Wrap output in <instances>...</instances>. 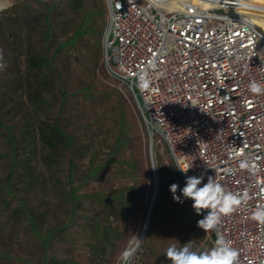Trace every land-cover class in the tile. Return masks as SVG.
Wrapping results in <instances>:
<instances>
[{"label": "built area", "instance_id": "1", "mask_svg": "<svg viewBox=\"0 0 264 264\" xmlns=\"http://www.w3.org/2000/svg\"><path fill=\"white\" fill-rule=\"evenodd\" d=\"M251 1L104 0L106 61L152 143L162 141L177 166L193 164L179 170L184 184L211 176L239 198L212 230L238 251L237 264H264V224L254 219L264 207V93L249 90L264 87V29ZM141 72L152 81L145 91Z\"/></svg>", "mask_w": 264, "mask_h": 264}, {"label": "rangeland", "instance_id": "2", "mask_svg": "<svg viewBox=\"0 0 264 264\" xmlns=\"http://www.w3.org/2000/svg\"><path fill=\"white\" fill-rule=\"evenodd\" d=\"M0 1V19L4 18L5 14L17 15L12 9L18 3H37L35 0ZM45 2L54 11L51 15V37L46 43L37 34L33 37L32 44L37 50L43 46L47 47L48 54L53 56L54 63L61 73L62 83L55 84L49 96L52 106L42 118L51 120L59 110L63 89L67 96L65 109L61 113V123L66 131L74 136L77 144L74 153V178L75 186H80L78 193H103L112 199V194L117 190L133 185L134 179L138 181L135 202L129 216L126 218L118 213L113 215L109 222L112 228L117 229V233L112 236V242L105 251L97 249L98 240L94 235L92 221L93 217L102 215L104 206L97 200L83 197L75 222L58 231L52 238L50 254L57 259V262L52 264H72L68 262L70 259L80 264H123L121 254L133 246L137 238L141 243L131 257L130 264H171L164 254L167 248L172 245L181 248L189 241L196 251H210L215 246L212 231L205 232L198 227L197 222L203 219L204 215H197L192 207V200L181 195L180 189L185 184L180 173L176 171L175 162L166 145L159 140L152 143L134 97L111 75V65L106 61L104 46L107 11L95 17L94 34L78 39L59 55L54 56L55 49L71 38L76 29V26L64 25L65 21L60 20V17L66 16L78 21L81 20L82 14L77 12L69 16L71 12L66 7L68 0ZM101 3L106 6L104 0H87V6L90 8H95L96 4ZM176 4L178 3H169L168 6L173 8ZM260 25L264 29V25ZM27 73L26 51L22 50L16 38L5 37L0 33V105L6 124H19L16 130L19 137L24 112L31 106V102L25 97L24 106H18L14 98L11 100V96H16L13 93L14 86L22 75ZM123 126L126 134L119 146L120 151L115 155L116 159L96 175L89 176L94 164L100 165L108 158ZM0 151H9L2 138ZM126 159L136 162L139 175L127 174V168L120 163ZM68 163V158H64L62 172L57 176L62 182L66 181ZM153 163L158 166L155 168L158 190L143 236L155 190ZM7 169L8 160L0 159V181H4ZM41 182L28 189L16 179L15 185L16 189L20 190V195L35 211L41 229L46 230L56 227L64 220L66 222L70 206L60 201L55 193L47 190ZM172 184L179 185L176 195L181 196L183 203L174 201L170 191ZM129 193L126 192L127 195ZM4 199L13 202V206L16 205V201L5 191L0 192V225L6 220L5 214L8 213ZM25 222V218L16 222L13 220L7 231L0 227V252L6 250L12 254L11 258L6 256L0 264H37L44 259L39 240L31 231L24 229Z\"/></svg>", "mask_w": 264, "mask_h": 264}, {"label": "trees", "instance_id": "3", "mask_svg": "<svg viewBox=\"0 0 264 264\" xmlns=\"http://www.w3.org/2000/svg\"><path fill=\"white\" fill-rule=\"evenodd\" d=\"M35 1L37 2L35 4L39 6L30 5V1L18 3L12 9V11H16L17 15L5 14L4 18L0 19L1 35L16 38L22 50L26 51L28 61V73L25 76L22 75V78L15 84L13 93L16 96H11V100L14 98L18 106L21 105L22 107L25 104V97L31 102V106L24 112L25 115L20 127L21 137L16 131L19 124H6L0 105V138L9 148L7 153L0 151V159L8 160L5 179L0 181V192L5 191L12 200L16 201V205L13 206V202L10 203L4 199L8 213L5 214L6 220L1 223L0 227L7 231L13 220L16 222L21 218H25L24 229L35 235L44 253V259L37 264H49V262L52 264V262H57L56 256L50 254L52 238L59 233L58 231L75 222L77 211L82 206L81 199L83 197L97 200L104 206L102 215L93 217L92 221L95 228L94 235L98 240L97 249L105 251L112 242V236L117 233V229L112 228V224L109 222L113 215L118 213L126 218L129 216L135 202L138 181L134 179L133 185L117 190L112 194V199H109L103 193H78L80 186H75L74 178L76 171L74 153L77 144L74 136L66 131L61 123V113L65 109V98L67 96L63 89H61L62 102L59 110L52 116L51 120L42 118L43 114L50 111L52 101H50L49 96L55 84L62 83V78L58 67L54 63L53 56L48 54L47 47L43 46L40 50L33 47V37L37 34L44 39V42L49 41L53 29L51 15L54 13L52 7L45 0ZM95 6V8L88 7L87 0H68L66 7L71 12L69 16L78 12L82 14V17L78 21L75 18L60 17V20L65 21L64 25L68 27L76 26V29L71 38L62 42L55 49L54 56L59 55L67 46L78 39L96 32L95 17L106 12L107 6L104 7L103 3ZM121 129L108 158L100 165L94 164L89 176L96 175L102 168L116 159L115 155L120 151L119 146L124 141L123 137L126 134L124 126ZM64 158H68L69 163L66 181L62 182L57 176L62 172L61 165ZM35 161H37V164H35ZM120 163L127 168V174L131 176L139 175L134 160L126 159ZM176 171L180 173L178 168H176ZM16 179H19L23 186L28 189L40 183L43 179L41 183L46 189L55 193L60 201H64L70 206L66 219L67 223L64 220L54 228L42 230L35 211L29 206L28 201L20 195V190L16 189ZM161 184H163V181H161ZM126 192L130 193L127 195ZM212 236L215 241L213 234ZM116 238H119V236H116ZM6 256L11 258L12 254L6 250L1 251L0 261L5 259ZM68 262L80 264L71 259Z\"/></svg>", "mask_w": 264, "mask_h": 264}, {"label": "clouds", "instance_id": "4", "mask_svg": "<svg viewBox=\"0 0 264 264\" xmlns=\"http://www.w3.org/2000/svg\"><path fill=\"white\" fill-rule=\"evenodd\" d=\"M152 84L147 72H141L138 75L137 87L141 91L150 89ZM249 90L254 94L264 93V87L253 81L249 84ZM174 151L175 147H174ZM193 164L184 166H176L181 172L187 173ZM158 166L153 165L152 168ZM204 176H188L185 186L180 189L181 195L185 199L193 201L192 207L197 215L203 210H208L203 219H200L198 227L205 232L215 230L221 222L222 216L231 214L237 204L240 203L239 198L232 192L227 191L222 185L209 176L207 183H201ZM179 185L172 184L170 191L173 194L174 201L183 203L181 196L176 195ZM254 219L264 224V207H259L254 212ZM141 240L137 238L135 244L126 249L122 254L123 264H130L131 257L135 254ZM171 264H237L238 251L232 247L231 242L226 240L223 235L217 233L215 246L210 251L199 252L193 249L191 242H187L181 248L175 245L169 246L164 253Z\"/></svg>", "mask_w": 264, "mask_h": 264}, {"label": "bare ground", "instance_id": "5", "mask_svg": "<svg viewBox=\"0 0 264 264\" xmlns=\"http://www.w3.org/2000/svg\"><path fill=\"white\" fill-rule=\"evenodd\" d=\"M0 4H2L1 1ZM250 5L253 6L254 8L250 12L258 20L259 24L264 25V9L262 10V6L264 5V0H252Z\"/></svg>", "mask_w": 264, "mask_h": 264}, {"label": "water", "instance_id": "6", "mask_svg": "<svg viewBox=\"0 0 264 264\" xmlns=\"http://www.w3.org/2000/svg\"><path fill=\"white\" fill-rule=\"evenodd\" d=\"M153 165H154V163H153ZM153 173H154V179H155V190H154V195L152 197V202H151V206H150V209H149V214H148V218H147V222H146V226H145V229H144L143 236L145 235L147 227H148V224H149V220H150V217H151V214H152V211H153L154 200L156 198V194H157V190H158L157 175H156V170L154 168H153Z\"/></svg>", "mask_w": 264, "mask_h": 264}]
</instances>
